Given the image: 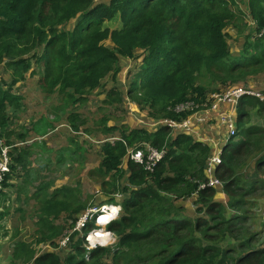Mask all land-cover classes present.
Here are the masks:
<instances>
[{"label": "trees", "instance_id": "trees-1", "mask_svg": "<svg viewBox=\"0 0 264 264\" xmlns=\"http://www.w3.org/2000/svg\"><path fill=\"white\" fill-rule=\"evenodd\" d=\"M230 26L244 37L239 55L231 53ZM263 28L264 0H247V14L235 0H0V67L10 78L0 76V139L9 131L8 108L18 111L23 100L14 89L28 74H39L42 91L61 98L59 111H65L89 102L107 80L117 83L122 63L139 57L128 99L151 121L185 119L193 112L177 113V106L201 107L211 93L264 75V38L257 36ZM123 98L114 86L102 105L119 106ZM68 120L73 132L90 133V121L77 112ZM97 122L103 134L119 138L103 142L98 171L106 177L104 192L111 194L103 203L122 205L120 218L110 226L116 244L93 250L86 260L80 234L64 259L56 252L39 254L31 243L18 240L10 264H264V243L251 229L260 220L255 209L264 202L263 102L245 96L238 104L236 132L224 145L216 171L225 202L216 198V190L200 189L208 181L210 145L169 127L149 132L109 125L103 115ZM145 143L166 149L154 172L130 159L123 169L128 150ZM10 156L12 172L0 201H9L6 192L12 188L18 200L22 184V151L11 150ZM49 188L39 185L33 197L37 242L54 247L70 220L88 206L61 198L64 187L52 193ZM117 192L124 194L119 200L112 197ZM193 196L196 209L179 204ZM7 213L0 211V221ZM60 219L63 225L56 224Z\"/></svg>", "mask_w": 264, "mask_h": 264}, {"label": "rangeland", "instance_id": "rangeland-1", "mask_svg": "<svg viewBox=\"0 0 264 264\" xmlns=\"http://www.w3.org/2000/svg\"><path fill=\"white\" fill-rule=\"evenodd\" d=\"M101 1L103 0H98V2ZM105 1L108 2V0ZM235 35L236 33L233 32V36ZM107 45H110V42H107ZM237 47L241 48L242 46ZM237 47L232 45L234 55H239ZM141 54L142 52L139 51L137 55ZM141 63V57L138 60L123 62L121 81L114 84L111 80H107L104 87L95 91L89 102L76 107L70 106L71 108L69 107L70 109L65 111H59V107L62 105L61 98L57 95H46L42 91L38 84L39 74H28L26 80L15 87L14 92L21 95L23 100L18 111L12 107L8 108L10 109L8 110L10 127L7 133H3L1 139L11 138L14 142L27 140L28 143L21 148L25 164L20 169L22 175L19 181L22 184L19 187L18 200L14 199L13 204L15 205L10 201H0V211L8 212L5 218L0 221V264H10L13 244L18 240L31 243L39 254L53 252L51 245L37 242L40 238L37 225L39 213L38 203L33 195L39 185L46 183L50 187L49 193H52L54 189L66 188L67 190L61 192V198L68 197L73 206L84 204L90 208L103 203L111 196L104 192V187H102V182L106 177L101 173L100 176L98 174L101 146L105 139L109 138L102 133L100 128H96L98 119L103 115L111 124H125L130 128H149L148 124L151 122L147 121L144 124L145 113L138 109L136 113H131L124 101L119 106H103L101 97H106L113 86L122 93L124 89H128L132 75L136 70H139L138 66ZM0 76L10 82L8 74L4 73L2 67H0ZM260 76H257V80L253 81L257 87H260L258 85ZM240 85L249 86L245 83H240ZM259 87L258 90H260ZM126 98L127 96L124 94L123 99H125V103H128ZM194 111V113L200 112L197 111V108H194ZM71 112H77L82 119L90 121V127L87 129L89 134L84 133L83 128H80V133H73L68 120ZM43 118L45 119L43 120ZM20 135L23 136L22 139H20ZM15 153L17 152L15 151ZM128 173L127 170V175ZM16 182L17 179L14 180L15 184ZM123 185H126L125 179L122 180L121 185L119 183L120 187ZM119 191L122 190L119 189ZM13 192L16 194L15 188H13ZM216 192L221 193V191ZM12 197L14 198L13 195ZM190 202L192 203V201ZM255 211L258 212L256 216H259L260 220L258 219V223L251 229L260 233L257 238L264 243V230L262 231L264 202L262 207ZM63 223L64 220L61 219L56 222L57 225H63Z\"/></svg>", "mask_w": 264, "mask_h": 264}, {"label": "built area", "instance_id": "built-area-1", "mask_svg": "<svg viewBox=\"0 0 264 264\" xmlns=\"http://www.w3.org/2000/svg\"><path fill=\"white\" fill-rule=\"evenodd\" d=\"M257 36L264 38V28ZM245 96L259 99L264 103V93L255 90L252 86H243L240 84L230 85L224 91L211 93L207 96L206 103L201 107L196 106L193 102L177 106V113L193 112L185 119L152 121L148 124V127L152 130L169 127L174 134L181 133L191 135L194 128V121H200L202 119V116L198 119L196 118L197 115L194 113V108H197V111H204L207 115H212L214 119L218 120L225 128L227 132L226 137L229 140L235 135L237 127V107L240 100ZM108 140L113 142L119 140V138H110L105 141ZM12 143V145H5L0 139V189L2 190H5L3 182L6 175L12 172L11 165L13 161L10 156L11 150L27 144L28 141ZM213 147V152L208 158L205 169L208 181L201 185L200 189L209 187L217 191L223 189V182L216 176L217 167L222 163L223 149L218 145H213ZM165 155V148L157 149L145 143L130 148L127 153V160H133L136 164L141 165L146 172L153 173L158 164L164 159ZM123 196L124 194L122 192H117L112 197L119 200ZM109 199L110 197L105 200ZM121 213L122 205L120 202H105L93 205L84 213L77 216L75 220H70V227L64 231L61 238L56 242V245L53 247V252L65 258V256L72 251V239L76 234H80L83 238L86 260L90 259V254L93 250L114 246L117 242V236L114 231L111 230L110 226L120 218Z\"/></svg>", "mask_w": 264, "mask_h": 264}, {"label": "crops", "instance_id": "crops-1", "mask_svg": "<svg viewBox=\"0 0 264 264\" xmlns=\"http://www.w3.org/2000/svg\"><path fill=\"white\" fill-rule=\"evenodd\" d=\"M235 1L238 4L239 9L244 14L245 13L247 14V0H235ZM253 26L254 25L248 27L247 30H246V33H248L250 30H252L251 28H253ZM226 32L228 33L229 39H230L228 41H229V45H230V48H231V53H232V45H234L236 47L239 46V45L243 46L244 37L239 34L238 29L230 26V27L227 28ZM233 32L236 33L235 36H233ZM241 49H242V47L238 48L239 53H240ZM141 59H142V57H141ZM130 61H132V60H130ZM120 75H121V73H120ZM120 77L121 76H119L118 82L121 81ZM254 79L257 80V77L251 78L248 82H246L247 85L253 86V88L255 90H257V91H261L262 90L261 92H264V75H261L259 80H258L259 81L258 85H260V87L259 86L258 87L260 88V90L257 89L258 87L255 85L256 83L255 82L253 83ZM227 88L228 87H226L222 91L226 90ZM127 90L128 89H124L123 90V93L126 96H127ZM104 98H105V96H104ZM104 98L101 97V99H104ZM126 99H127V102L129 103V105H128V103H125V99H123L124 104L126 105L127 108H129L131 113H136L137 109H138V111L140 110L135 103L131 102V100L128 99V97ZM8 110H10V109H8ZM127 111H128V109H127ZM130 111H128V112H130ZM142 113H144V112H142ZM195 115H197L196 116L197 119L200 116H202V119L200 121H194V123H193L194 128L192 130L191 136H193L196 140H198L200 142H203L205 144L210 145L213 149H214L213 145H218L221 149H223L224 145L228 142V139L226 137L227 132H226L225 128L218 122V120L214 119L212 117V115H207V113H205L204 111L198 112ZM144 121H145L144 124H146L147 121L148 122H152L151 120L148 119L146 113H145ZM109 122L110 121H108V123ZM115 124L116 123H113V124L109 123V125H115ZM116 125H119V124H116ZM123 125H125V124H123ZM142 128L146 129L149 132L152 131V129H149V128H145V127H142ZM131 129H133V128H131ZM127 163H128V160H127V155H126L124 157L123 161H122V166L121 167L123 169H127ZM124 166H126V167H124ZM20 169H21V167H19V170ZM11 183L14 184V180H12ZM217 191H221V193H217L216 198L218 200H221V201L225 202L226 201V195L224 194L223 190L221 189V190H217ZM6 193L8 194V199H10L9 201L13 204L14 199L17 200V198H16L17 194H14L13 188L10 189V190H7ZM12 195L14 196V198L12 197ZM196 198H197V196H193L192 200H189L187 202H181L179 204L180 205H185L186 207H189V208L193 209L194 208L193 204L190 201H193ZM13 205H15V204H13Z\"/></svg>", "mask_w": 264, "mask_h": 264}, {"label": "clouds", "instance_id": "clouds-1", "mask_svg": "<svg viewBox=\"0 0 264 264\" xmlns=\"http://www.w3.org/2000/svg\"><path fill=\"white\" fill-rule=\"evenodd\" d=\"M252 23H253V22H252ZM74 133L77 134V132H74ZM78 133H80V132H78ZM112 138H113V137H112ZM114 138H115V137H114ZM116 138H117V137H116ZM106 139H107V138H106ZM106 139H105V140H106ZM108 139H110V138H108ZM3 140H4V141H7V140H5V139H3ZM10 141H11V143L14 142L11 138H10ZM108 141H109V140H108ZM21 142H22V141H21ZM21 142H17V143H21ZM23 142H27V140H26V141H23ZM104 142H106V141H104ZM110 142H111V141H110ZM113 142H114V141H113ZM25 145H26V144H25ZM25 145H22V146H19V147L13 149L14 152H15V151L17 152L16 155L18 154L19 151L22 150L21 148H23ZM63 218H65V217H63ZM82 246H83V244H82ZM83 249H84V248H83ZM95 250H96V249H95ZM63 259H64V258H63Z\"/></svg>", "mask_w": 264, "mask_h": 264}]
</instances>
